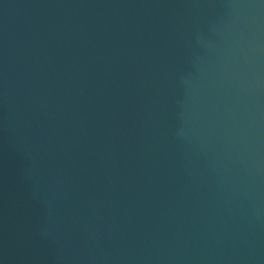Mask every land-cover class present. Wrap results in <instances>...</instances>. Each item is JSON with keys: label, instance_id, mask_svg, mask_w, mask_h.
Instances as JSON below:
<instances>
[{"label": "water", "instance_id": "water-1", "mask_svg": "<svg viewBox=\"0 0 264 264\" xmlns=\"http://www.w3.org/2000/svg\"><path fill=\"white\" fill-rule=\"evenodd\" d=\"M0 264H264V0H0Z\"/></svg>", "mask_w": 264, "mask_h": 264}]
</instances>
